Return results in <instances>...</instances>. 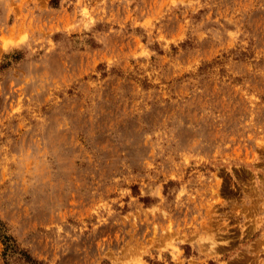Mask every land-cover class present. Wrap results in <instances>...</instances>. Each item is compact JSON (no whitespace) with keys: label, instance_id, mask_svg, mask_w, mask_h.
Wrapping results in <instances>:
<instances>
[{"label":"rangeland","instance_id":"rangeland-1","mask_svg":"<svg viewBox=\"0 0 264 264\" xmlns=\"http://www.w3.org/2000/svg\"><path fill=\"white\" fill-rule=\"evenodd\" d=\"M0 219L40 264H264V0H0Z\"/></svg>","mask_w":264,"mask_h":264},{"label":"trees","instance_id":"trees-1","mask_svg":"<svg viewBox=\"0 0 264 264\" xmlns=\"http://www.w3.org/2000/svg\"><path fill=\"white\" fill-rule=\"evenodd\" d=\"M0 240L3 243V257L6 264H10V258L23 260L28 264H40L27 251L18 246L14 237L8 232L6 224L0 219Z\"/></svg>","mask_w":264,"mask_h":264}]
</instances>
